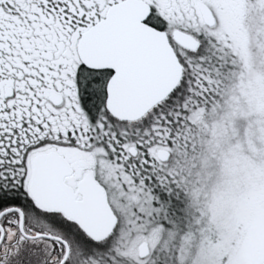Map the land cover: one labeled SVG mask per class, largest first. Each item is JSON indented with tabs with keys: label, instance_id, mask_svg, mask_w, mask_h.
Listing matches in <instances>:
<instances>
[{
	"label": "snow or ice",
	"instance_id": "snow-or-ice-1",
	"mask_svg": "<svg viewBox=\"0 0 264 264\" xmlns=\"http://www.w3.org/2000/svg\"><path fill=\"white\" fill-rule=\"evenodd\" d=\"M211 27L198 0H0V264H114L137 217L177 222L163 150L208 92ZM234 244L221 264H264V221Z\"/></svg>",
	"mask_w": 264,
	"mask_h": 264
},
{
	"label": "rangeland",
	"instance_id": "rangeland-1",
	"mask_svg": "<svg viewBox=\"0 0 264 264\" xmlns=\"http://www.w3.org/2000/svg\"><path fill=\"white\" fill-rule=\"evenodd\" d=\"M198 1L214 19L199 53L210 84L164 149L177 222L137 217L143 231L128 235L141 242L132 254L122 245L114 264H221L232 259L234 241L264 221V0ZM156 228L141 261L138 246Z\"/></svg>",
	"mask_w": 264,
	"mask_h": 264
},
{
	"label": "water",
	"instance_id": "water-1",
	"mask_svg": "<svg viewBox=\"0 0 264 264\" xmlns=\"http://www.w3.org/2000/svg\"><path fill=\"white\" fill-rule=\"evenodd\" d=\"M201 5V15L204 21L209 23L211 26L214 24V19L212 17V13L209 8L203 4ZM163 156L166 161H168L169 153L163 150ZM103 191L101 190L100 194L94 197L92 203L89 206L88 215L91 220V223L94 227V230L97 232H103L105 228L108 231H111V227L109 225V218L111 216L110 212H107V204L103 203ZM114 223V220L111 221ZM148 254V247L146 243H142L138 246V257L145 258Z\"/></svg>",
	"mask_w": 264,
	"mask_h": 264
},
{
	"label": "flooded vegetation",
	"instance_id": "flooded-vegetation-1",
	"mask_svg": "<svg viewBox=\"0 0 264 264\" xmlns=\"http://www.w3.org/2000/svg\"><path fill=\"white\" fill-rule=\"evenodd\" d=\"M199 3H203V2H201V1H198ZM206 5V4H205ZM207 6V5H206ZM204 97V96H203ZM202 102H204V103H206V99L205 98H203L202 99ZM170 156H171V154L169 155V158H170Z\"/></svg>",
	"mask_w": 264,
	"mask_h": 264
},
{
	"label": "trees",
	"instance_id": "trees-1",
	"mask_svg": "<svg viewBox=\"0 0 264 264\" xmlns=\"http://www.w3.org/2000/svg\"><path fill=\"white\" fill-rule=\"evenodd\" d=\"M169 160H171V156H170ZM169 160H168V161H169Z\"/></svg>",
	"mask_w": 264,
	"mask_h": 264
}]
</instances>
